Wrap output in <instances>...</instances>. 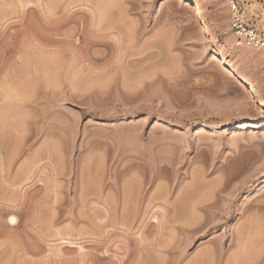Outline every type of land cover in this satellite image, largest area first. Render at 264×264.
<instances>
[{
    "label": "rangeland",
    "instance_id": "rangeland-1",
    "mask_svg": "<svg viewBox=\"0 0 264 264\" xmlns=\"http://www.w3.org/2000/svg\"><path fill=\"white\" fill-rule=\"evenodd\" d=\"M259 53L224 0H0V264H264Z\"/></svg>",
    "mask_w": 264,
    "mask_h": 264
},
{
    "label": "built area",
    "instance_id": "built-area-1",
    "mask_svg": "<svg viewBox=\"0 0 264 264\" xmlns=\"http://www.w3.org/2000/svg\"><path fill=\"white\" fill-rule=\"evenodd\" d=\"M229 7V21L235 36L264 53V38L249 24L239 0H224Z\"/></svg>",
    "mask_w": 264,
    "mask_h": 264
},
{
    "label": "bare ground",
    "instance_id": "bare-ground-1",
    "mask_svg": "<svg viewBox=\"0 0 264 264\" xmlns=\"http://www.w3.org/2000/svg\"><path fill=\"white\" fill-rule=\"evenodd\" d=\"M200 9V7L198 6V5H196L195 6V8H193V10H199ZM255 49V48H254ZM257 51H260V50H258V49H256ZM212 58H216L217 57V54H216V52L215 51H212ZM259 57H260V62H261V66L264 68V53L261 51V53H259ZM8 97V96H7ZM21 101V100H20ZM7 103V102H6ZM18 105V104H17ZM3 107V106H2ZM9 107V106H8ZM15 107H16V105H15ZM4 108V107H3ZM7 108V107H6ZM19 108V107H18ZM3 114L1 113V116H2ZM2 117H4V116H2ZM208 126H211V127H209V129H213V128H215L214 127V125H208ZM208 128V127H207ZM239 128H241V125H239ZM11 223H13L15 220L13 219V218H11L10 217V220H9Z\"/></svg>",
    "mask_w": 264,
    "mask_h": 264
}]
</instances>
